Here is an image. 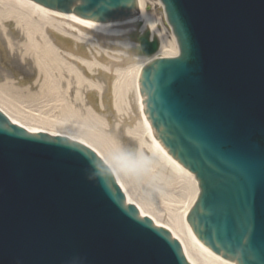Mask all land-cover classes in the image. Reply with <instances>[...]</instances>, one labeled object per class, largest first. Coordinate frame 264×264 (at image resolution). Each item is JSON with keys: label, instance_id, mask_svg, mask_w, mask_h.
Segmentation results:
<instances>
[{"label": "water", "instance_id": "95a60500", "mask_svg": "<svg viewBox=\"0 0 264 264\" xmlns=\"http://www.w3.org/2000/svg\"><path fill=\"white\" fill-rule=\"evenodd\" d=\"M32 1L98 28L143 17L136 0ZM160 2L180 53L144 65L138 86L158 143L198 180L208 175L186 221L222 258L264 264V0ZM136 39L143 55L157 48L148 32ZM231 118L243 119L256 151L245 162L220 145ZM125 200L90 148L30 133L0 111V264H189Z\"/></svg>", "mask_w": 264, "mask_h": 264}, {"label": "bare ground", "instance_id": "6f19581e", "mask_svg": "<svg viewBox=\"0 0 264 264\" xmlns=\"http://www.w3.org/2000/svg\"><path fill=\"white\" fill-rule=\"evenodd\" d=\"M137 7L143 17H131V26L107 28L105 23L98 28L96 22L32 0H0V35L9 56L19 55L13 69L18 71L25 61L35 72L33 81L21 89L2 74L0 111L30 132L68 136L94 150L112 171L126 202L168 230L190 264H235L194 236L185 217L198 193L196 180L158 143L143 112L140 68L151 60L175 56L177 49L163 14L155 18L148 13L147 0H137ZM143 31L148 40L158 42L146 57L137 53L133 38ZM44 106L53 119H39L42 124L31 126L30 120H36ZM51 122L60 129L49 128ZM65 125L75 127L78 135L62 131ZM163 199L170 212L159 206Z\"/></svg>", "mask_w": 264, "mask_h": 264}, {"label": "rangeland", "instance_id": "374dc122", "mask_svg": "<svg viewBox=\"0 0 264 264\" xmlns=\"http://www.w3.org/2000/svg\"><path fill=\"white\" fill-rule=\"evenodd\" d=\"M147 5H148V7H147L148 13H151L153 16H155V18H157V17L161 18L162 15L160 13H162V10H161V7L156 3V1L147 0ZM3 42H4L3 37H1V35H0V83L3 82L2 74H6L7 76L11 77L13 80H16L17 77H12L11 73L15 72V70L13 68H14L16 63L18 64V56H19L16 52H15L14 56H9L8 50L5 47V44ZM13 61H15V63H13ZM17 75H18V78L24 79L23 75H20V73L16 72V76ZM27 84H30V83H26V81H25L23 85H21V86L16 85V86L18 89H21L24 86H26ZM33 89L35 90L36 87H34ZM22 107H24V105H22ZM41 110H40V112L36 111L37 113H39V116H36L38 118H35L36 120H30V121H32L31 126H38V125L42 124V123H40L39 119H44L46 121L49 119L50 120L53 119L52 112L48 109V107L44 106L41 108ZM50 124H52V126L49 128L60 129L59 126H57L54 122L53 123L51 122ZM61 130L65 131V132H67L73 136L78 135V130L75 127H73L72 125H65L64 127L61 128ZM158 202H159L158 203L159 206L164 208L166 213L170 212V209L166 205L167 202L164 201V199L160 200Z\"/></svg>", "mask_w": 264, "mask_h": 264}]
</instances>
